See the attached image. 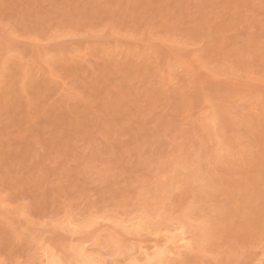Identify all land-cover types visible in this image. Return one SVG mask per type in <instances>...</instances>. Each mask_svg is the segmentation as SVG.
Returning a JSON list of instances; mask_svg holds the SVG:
<instances>
[{"label":"rangeland","instance_id":"obj_1","mask_svg":"<svg viewBox=\"0 0 264 264\" xmlns=\"http://www.w3.org/2000/svg\"><path fill=\"white\" fill-rule=\"evenodd\" d=\"M263 132L264 0H0V264H264Z\"/></svg>","mask_w":264,"mask_h":264},{"label":"bare ground","instance_id":"obj_2","mask_svg":"<svg viewBox=\"0 0 264 264\" xmlns=\"http://www.w3.org/2000/svg\"><path fill=\"white\" fill-rule=\"evenodd\" d=\"M219 44H221V43H219ZM256 143L259 146L263 147L262 153L259 156L260 158H259V160H257V162L253 163V170H252V164H250L249 169L247 167L246 171H245V167H244V169L241 173L244 177H245V173H246V176L249 177L251 180H253L254 186H252V188L250 186L246 187V189L244 190V193L241 195L231 194L232 203H233V201H235V206L233 205L231 211L229 212V215H231V216L237 214L238 212H242L245 210V204L247 202H249V195H245V192L248 194L253 192L255 194V196H257L258 199H259V196L264 197V189H263L264 177H263V181L256 179L257 174L263 173V176H264V132H263L262 137L259 136V142H256ZM251 180H249V181H251ZM241 209H243V210H241ZM253 215H254L255 219L258 218V221L261 224V222L264 218H262L260 211L254 210ZM263 215H264V212H263ZM142 220H144V219H142ZM138 222L134 223V224H138V226H139L140 223H138ZM88 226H92V225L90 224ZM133 227H135V225ZM133 227L130 226L127 229L131 230V228H133ZM136 227H137V225H136ZM136 227H135V229H136ZM68 228L69 227H67V229ZM70 228H69V230L75 231V232L72 231V233H74V234L78 233V232H76L78 230H75L76 227L73 226V229H72V225H70ZM176 230H177V233L171 234L173 236H171V235L169 237L167 236L166 239H164L165 241L164 240H163L164 242L162 241L163 243H159V242L154 243L155 245L153 244L152 246H149V247H140L142 245H139V247L135 250L136 254L128 257L127 264H164L165 262L167 263V260L174 261L175 259L178 260L180 258H181L180 260H182V257H184L185 260L187 259L188 261H190L192 259L191 257H194L193 253L195 252L196 247L194 246L192 241L189 240V237L187 236L188 233L184 228L181 227V229L178 228ZM0 236L8 239V236L4 232L1 225H0ZM7 239H4V240H6V242H8L9 239H8V241H7ZM8 243H9V245L5 243V246L7 248L10 246V248H11L12 245H11L10 241ZM84 248L85 247H79L78 248V246H77L75 249L73 247V251H75L76 255H77V257H76V255L74 253V256L76 257L75 258L76 262H74L75 260L72 261V262H74V264L75 263L76 264H108L104 259H102L103 258L102 256L100 257V255H98V254L97 255L96 254L90 255L87 252L88 249L85 250ZM71 250H72V248H71ZM119 252L116 251L117 254ZM67 260L64 259L63 257L57 256V254L53 250L47 249L46 252L43 254L42 264H73L72 262L70 263V261H67ZM114 263L116 264V262H114ZM112 264H113V262H112Z\"/></svg>","mask_w":264,"mask_h":264}]
</instances>
